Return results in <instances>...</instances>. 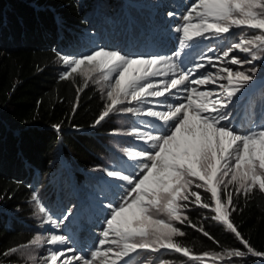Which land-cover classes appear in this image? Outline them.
I'll return each instance as SVG.
<instances>
[{
    "label": "snow or ice",
    "instance_id": "6c2138e0",
    "mask_svg": "<svg viewBox=\"0 0 264 264\" xmlns=\"http://www.w3.org/2000/svg\"><path fill=\"white\" fill-rule=\"evenodd\" d=\"M167 15L176 14L170 11ZM181 20L175 28L180 34L178 49L171 55L129 56L97 47L62 57L65 70L61 79H69L84 66L88 69L85 75L99 73L107 83L108 102L96 124L114 112L148 118L127 133L143 147L124 149L132 171L105 169L107 177L123 183L117 185L119 199L103 205L107 213L89 256L77 254L74 248L55 247L67 244L68 237L57 230L70 220L72 212L54 217L36 193L31 200L42 216L41 226L50 225L52 231L47 238L37 234L27 245L10 248L5 256L46 242L55 250L42 257L43 264H127L138 251L161 250L180 253L200 264L204 257H211L215 264L225 254L229 260L247 254L264 257L230 218L237 210L236 196L248 195L256 187L264 193V124L242 132L231 124L232 107L238 94L254 81L256 68L242 71L229 66L242 68L264 59V0H193ZM234 28L240 30L239 39L222 55L201 53L192 67H180L177 61L197 40L219 39ZM236 51L249 58L232 55ZM53 127L60 130L59 125ZM230 185H235L234 192ZM198 190L210 194V202ZM190 206L214 213L210 218L234 234L247 251L235 248L191 254L174 240L185 235L174 221L187 222L219 242L202 226L191 223L187 216Z\"/></svg>",
    "mask_w": 264,
    "mask_h": 264
},
{
    "label": "trees",
    "instance_id": "16d2710c",
    "mask_svg": "<svg viewBox=\"0 0 264 264\" xmlns=\"http://www.w3.org/2000/svg\"><path fill=\"white\" fill-rule=\"evenodd\" d=\"M92 1L0 0V264H28L4 253L28 244L37 234L47 238L52 231L50 225L41 226L42 216L31 200L33 193L58 218L72 210V196L65 191L69 187L64 188L62 182L65 177L86 199V213L95 211L111 189L122 183L107 177L105 169L131 171L124 149L143 147L127 133L147 117L114 112L95 123L108 102L107 83L99 73L85 75L88 69L81 66L69 79H61L65 70L62 57L107 48L113 42L107 37L113 34L105 30L109 24L106 16L122 0H94L100 13L93 11ZM117 114L127 118L123 129L113 117ZM263 118H252L249 127L264 124ZM113 133L122 134L117 149L109 147ZM57 157L65 163L62 168ZM57 167L60 172L54 171L51 178L50 172ZM234 189L235 185L229 186ZM202 195L210 202V194ZM235 204L231 220L256 251L264 252V193L256 187L248 195L236 196ZM213 214L195 206L187 211L191 223L202 226L218 244L187 222H173L185 233L174 240L193 255L235 248L246 252L234 234L210 218ZM41 246L43 250L32 264H43L42 257L61 247L46 242ZM145 254L140 253L134 262L177 264L189 259L171 250ZM217 260V264H264V257L251 254L230 260L225 254L223 260Z\"/></svg>",
    "mask_w": 264,
    "mask_h": 264
},
{
    "label": "rangeland",
    "instance_id": "374dc122",
    "mask_svg": "<svg viewBox=\"0 0 264 264\" xmlns=\"http://www.w3.org/2000/svg\"><path fill=\"white\" fill-rule=\"evenodd\" d=\"M161 2L163 4H166L170 6L168 8V12H175L174 17H169L166 12L165 14L160 13L158 10V6H156L157 2ZM94 3L93 11L96 13H100V10L96 9L94 0L92 1ZM190 1L187 0H181L177 1L172 4H168L166 0H122L121 4H118L116 7V10L113 11L111 15H107V19L109 24L105 28L106 32L108 34L107 37H112L113 42L110 44H107L106 47L108 49L113 50H124L125 49L130 52L132 55L135 53L133 49L129 46L130 43L132 44H141L140 47L143 49L140 50V47H138L136 54H139V51L141 52L140 55L143 56H151V55H171L175 50L170 47L168 50L169 52L164 53L157 49L153 51V48L151 46L158 45L162 46L159 42L161 40H168L171 36L173 37V41L178 40L177 32L175 31L176 23L181 18V13L183 11L184 6L189 4ZM92 5V4H91ZM95 7V8H94ZM163 9V8H162ZM147 25H153L151 27V31L154 33L155 36H148L147 29H145L144 24ZM138 27L140 30V35H133L131 38V27L130 26ZM140 27V28H139ZM167 28V29H166ZM143 31V32H142ZM145 32V33H144ZM144 33V34H143ZM177 35V37H176ZM170 36V37H169ZM240 36V30L239 29H233L231 34H226L223 37L219 39H211V44H215L216 48V54L214 56H220L222 55V51L227 48V46L232 43L238 41ZM114 37V38H113ZM154 37V38H153ZM129 38H131L133 41L129 42ZM146 39V41H145ZM125 43V44H124ZM135 49V45L133 46ZM160 48V47H159ZM173 50V51H172ZM172 51V52H171ZM204 50H195L192 54L188 53V49L185 50L184 54L180 57L179 61H177L180 64L181 68H190L192 67V64L194 61L199 60V55ZM124 52V51H123ZM232 55H237L241 59H248L249 57L244 54L240 53L238 51L232 53ZM264 55V54H262ZM234 70H242L247 71L248 68L255 66L256 72L254 74V81L251 82L241 93L238 94V98L236 99V103L232 107V120L231 124L235 126L237 131H243L246 129V127H240V124H237V118L238 116H242L244 118V121L246 124L251 121L252 118H255L258 116V111L261 112L262 115H264V99L261 98V96H264V82L260 84V80L264 76V59H259L253 62V65H244L242 68L238 65H229ZM211 71H215V69H209ZM203 71V70H201ZM222 83H226V81H222ZM207 87L212 88L215 87V85H208ZM261 95V96H260ZM260 96V97H259ZM121 114V113H120ZM112 117V116H110ZM116 124L120 128H124L125 124L127 122V118L123 115H115L113 116ZM244 124V123H243ZM122 134L113 133L110 142L109 147L112 149H117L120 145V138ZM56 160H59L61 163L60 168H62L65 163L61 158ZM59 167L52 170L49 174V176L52 178L54 177V171L60 172ZM132 171V170H131ZM71 176V173L69 174ZM63 185L66 192L69 191V194L72 196L70 199L71 205V212L72 216L70 217V220L66 222V224L62 225L59 229V233L64 234L68 237V241L66 245H61V247H70L74 248L77 251V254H83L86 257L89 256L91 250L93 249L96 241L99 239V233L100 229L103 224L104 217L107 213L106 207L103 205H106L109 201L113 199H119V196L117 195L118 192L121 191L120 188L117 186H114L105 203H101L98 206V210H96V213H93L92 218L87 219L85 217L84 209L88 206V203L84 200V196L79 194L78 190L71 185V181H66L65 177H62ZM123 183V182H122ZM122 183H119L117 185H120ZM67 185V186H66ZM126 187V186H125ZM203 193V190H199ZM75 202V204L73 203ZM183 203V202H182ZM161 218H165L163 213L159 214ZM27 245V244H26ZM43 247L42 246H32L27 248H22L17 253H14L16 257H19L23 262L28 261V264H32L33 261L37 258L38 255L42 252ZM146 257L150 255L149 251H143ZM141 253V252H140ZM138 255H131L130 258L127 259V262L130 261V264H133L135 258ZM137 259V258H136ZM204 260V264H211V257H204L202 258ZM217 261L215 264H217ZM146 264V263H144ZM149 264V263H148ZM156 264H161V261H157ZM163 264H173V262H163ZM177 264H200V261H194L190 259L182 260L178 262Z\"/></svg>",
    "mask_w": 264,
    "mask_h": 264
},
{
    "label": "bare ground",
    "instance_id": "6f19581e",
    "mask_svg": "<svg viewBox=\"0 0 264 264\" xmlns=\"http://www.w3.org/2000/svg\"><path fill=\"white\" fill-rule=\"evenodd\" d=\"M156 6L159 7L157 11H159L160 13L165 14V12L167 11V9H166V7H165V4H163V3L159 2V1L156 3ZM162 8H163V9H162ZM169 41H170V40H169Z\"/></svg>",
    "mask_w": 264,
    "mask_h": 264
}]
</instances>
